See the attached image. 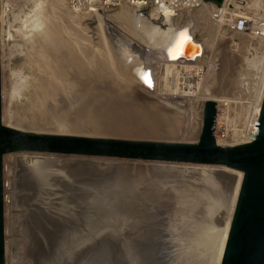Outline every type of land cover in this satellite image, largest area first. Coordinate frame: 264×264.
<instances>
[{
  "label": "rangeland",
  "instance_id": "obj_1",
  "mask_svg": "<svg viewBox=\"0 0 264 264\" xmlns=\"http://www.w3.org/2000/svg\"><path fill=\"white\" fill-rule=\"evenodd\" d=\"M235 4H237L234 5L237 12L246 8L250 13L264 16V0H238ZM37 6H40L39 9ZM127 6L122 5L119 6L120 8L115 7L100 12L78 13L71 8L69 0H1L4 123L18 129L40 133L194 143L200 138L204 106L209 99L218 103L221 114L219 122L226 124L230 129L240 127L252 118L264 95V77L259 78L256 74L259 49L263 45L258 39L227 29L205 10L186 13L180 21L164 16L159 17L158 20L153 18V24L154 21L158 22L157 26H153L150 19L144 18L146 15L151 16L149 10ZM117 8L120 14L117 13ZM121 14L133 15L131 17L136 23H131L130 19L128 25L130 28L125 25L123 28L122 21L126 16ZM186 19L192 21V29L190 22L183 23ZM144 20L149 25L147 31L139 23L144 24ZM161 20L165 24L163 27H159ZM53 24L59 28L62 26V30L57 26L56 29ZM57 31L61 33H59L61 38L78 40L90 51L111 54L112 61L115 60L112 65L115 64L116 75L126 82L132 79L120 75L118 59L130 54L141 58L139 68L142 75L140 79L133 78L134 82L132 81L134 97L145 106L137 113L138 115L144 113L141 120L135 119L132 120L133 122L126 121L117 125L103 124L105 129L101 126V129L98 126L92 128L89 125L60 126L59 121L52 118L49 108L42 111L38 116L40 118L36 115L34 121L21 118L20 114L26 112L28 105L36 97L35 93L39 89L41 77L45 74L44 59L42 60L47 53L45 40H48L51 33ZM128 31L131 34L127 33ZM124 33L127 35L125 36ZM188 34L191 36L194 34L205 48L204 56L200 59L196 70L183 66L180 68L176 63L179 61L170 55L172 49L177 47L175 44L188 43ZM79 37L80 39H77ZM97 38L108 41H99ZM149 40H152L154 45L151 46ZM121 42L122 44H119ZM122 45L127 47L124 48ZM84 54L85 58L93 55ZM127 74L130 78L133 77L129 72ZM100 80L96 81L97 87L109 88L107 79L102 78L101 82ZM135 80L141 84V88ZM130 93L128 92L127 95L131 96ZM92 101L90 102L92 105L85 103V106L96 105V99ZM43 115L47 117L44 118ZM70 119L75 117L72 116ZM4 162L7 183L5 185L6 264H37L44 251H47L44 246L45 240L48 243V239L53 238V246L60 233L64 231L62 226H66L70 229L68 231L72 232V223L76 222L71 214L73 206L81 210H87L90 206L91 196H87V192L84 193L82 187L87 184L86 187L91 189L94 186L102 188L106 181L122 175L142 178L144 183L154 180L168 182V186L164 185L163 189L168 188L169 192L172 193L174 190L178 194L172 212L174 226L172 233L174 254H176L174 262L203 264V254L197 257L194 241L201 238L202 234L205 238V230H210L211 227L207 225L203 230L202 227L195 226L194 230L193 222H206L212 199L219 198L222 192L225 197L227 196L225 199L227 211L223 210L222 215L216 217L214 222L216 226L223 225L229 216L232 200L236 198L234 192L236 196L238 195L243 176L239 171L222 166L36 152L7 154ZM209 224L211 225L212 222ZM196 235L197 238L194 239Z\"/></svg>",
  "mask_w": 264,
  "mask_h": 264
},
{
  "label": "water",
  "instance_id": "obj_2",
  "mask_svg": "<svg viewBox=\"0 0 264 264\" xmlns=\"http://www.w3.org/2000/svg\"><path fill=\"white\" fill-rule=\"evenodd\" d=\"M204 1L217 6H222L224 2ZM188 22L192 29L191 20L183 21ZM190 41L195 48L191 49L187 43H183L176 60L196 62L203 56L204 46L194 34ZM149 42L152 46L153 42ZM1 44L0 0V264H6L7 249L4 159L7 154L17 152L213 165L239 171L243 176L221 264H264V95L258 133L252 135L255 136L253 141L239 145H221L217 142L215 125L218 104L213 99L205 103L201 135L194 143L26 131L6 125L3 120ZM123 176L127 175L110 179L105 185L110 182L116 185ZM127 177L134 187L153 190L148 196L151 198L148 211L154 217L129 218L124 213L103 217L111 206L124 205L123 196L106 195L99 209L103 215L99 220L100 225L92 226H96L94 230L83 228L80 232H69L70 229L62 226L64 231L53 246V238L48 239V243L44 241L47 251L37 264H175L172 212L177 192L163 189L168 182L154 180L144 183L142 178ZM139 195L147 197L144 192ZM94 201L96 198H91L90 204ZM130 226L133 227L131 231Z\"/></svg>",
  "mask_w": 264,
  "mask_h": 264
},
{
  "label": "bare ground",
  "instance_id": "obj_3",
  "mask_svg": "<svg viewBox=\"0 0 264 264\" xmlns=\"http://www.w3.org/2000/svg\"><path fill=\"white\" fill-rule=\"evenodd\" d=\"M235 5H237V4H235ZM39 7H38V9H39ZM120 7H122V6H120ZM125 9H124V11H127ZM137 9H139V8H137ZM143 9H145V8H143ZM146 9L148 10V8H146ZM235 9L236 8H234V10ZM38 12H40V10ZM129 12H131V11H129ZM34 13H35V15H37L36 12H34ZM117 13H118V8H117ZM121 13H123V12H121ZM65 14H67V13H65ZM118 14H120V13H118ZM125 14H126V12H125ZM131 14H133V13H131ZM40 15L42 16L43 14H40ZM122 15L123 14H121V16ZM133 15H131V16H133ZM48 16H50V14H48ZM123 16H126V19L124 18V20L122 21L124 23V24H122L123 28H125V26L128 27V25L130 23L129 22L130 19H131V23H133V22L136 23V21L130 16V14H129V16L128 15H123ZM67 17H68V15H67ZM87 17H88V15H87ZM128 17H129V20H128ZM35 18H37V17H35ZM35 18H33V19H35ZM104 18H105V16H104ZM144 18L150 19L152 22L151 24H153V18L154 17H152L150 15H146V17H144ZM167 19H169V18H167ZM38 20L40 21L41 19H38ZM55 20H54V22H55ZM79 20H80V18H79ZM157 20H158V18H157ZM144 21H145L144 24L142 22H139V23H141L143 28H146V31H147L149 28V25H147L146 20H144ZM41 22H42V20H41ZM45 22L46 21H44V23ZM60 22H61V19H60ZM72 22H73V20H72ZM30 23H31V21H30ZM103 23H105V22H103ZM39 24H41V23H39ZM31 25L32 26L34 25L33 22ZM100 25H101V23H100ZM157 25H158V22L154 21L153 26H157ZM56 26H55V28L57 29L58 26L57 27ZM163 26H165L163 21H162V23L159 22V27H163ZM45 27H47V26L45 25ZM61 27L62 26H60V28L59 27L58 28L61 29ZM70 27H72V26H70ZM100 28H101V26H100ZM128 28H130V27H128ZM59 29H58V31H59ZM166 29H169V28H166ZM52 30H53V27H52ZM58 31L51 33L50 37L49 38L47 37L48 40H45L46 41L45 47L47 48L46 49L47 51L46 50H44V51H46L47 53H45L44 57H42V60L44 59L43 60L44 61L43 69H44L45 74H43V76L41 77L42 80L39 83L40 85L39 86L37 85L39 88L38 91H36V93L33 91L36 94L35 95L36 97L33 95L35 97V98H33L34 99L33 102L30 105H28L29 107L27 110H25L26 112L23 115L20 114L21 118H23L27 121H34L42 113V111L48 110V108H49V110H50L49 112H52L51 113L52 118L56 119V121L58 120L59 121L58 124L60 126L78 127V126H82V125H84V126L89 125L92 128L93 127L94 128L95 127L100 128V126H101V128H104L103 124L107 125V124H111V123L114 124L115 123L117 125V124H121V123H126V121H132V120L134 121L135 119L141 120V118L143 117L142 114H144V113L142 112L141 115H138L137 113L140 110H142V108L145 106L144 105L142 106V104H144V103L139 101L138 98L136 99L134 97L135 91H133V87H132L133 82H134L133 78L140 79L139 77H141V75H142L141 74V68H139L141 58L137 57L136 55L130 54L129 56H127L125 58L122 57V58L118 59V65L120 66V69H118V70H121L120 75L122 74L126 78L132 79L133 82L130 80L131 82L129 81L130 82L129 83L128 80L126 82V81H124L125 79L122 80L116 75L117 69L114 67L115 64L112 65L115 60L112 61L113 57L111 54H108V53H105L102 51H100V52L90 51L89 49H87V47L83 46L84 44L82 45L78 40L72 41L71 39L61 38V36H60L61 33ZM64 32L66 33L67 30ZM64 32L62 35L65 34ZM127 33H130V31H128ZM67 34L69 35V33H67ZM124 35H125V33H124ZM190 36L191 35L188 34L189 41H188L187 45L189 48L193 49V48H195V46L191 43L190 39L192 36L191 37ZM98 38H99V36H98ZM104 38L108 39L107 37H104ZM127 38H128V36H127ZM131 38H133V37H131ZM178 38H179V36H178ZM77 39H80V37ZM81 39H83L82 36H81ZM119 39L121 40V38H119ZM103 40H105V39H103ZM103 40L100 38L99 41H103ZM109 40H110V38H109ZM144 40H145V38H144ZM105 41H108V40H105ZM82 42H83V40H82ZM104 42H102V43L104 44ZM136 42H137V40H136ZM140 42L142 43L141 40H140ZM115 43H116V41H115ZM119 44H122V42ZM105 45H106V42H105ZM152 45H154V44H152ZM122 46L124 47V45H122ZM175 46H177V47H175L174 50L172 49V51L170 52V55L176 59V57L178 56V50L179 51L181 50L182 42L180 44L179 43L175 44ZM103 47H105V46H102V48ZM126 47H124V48H126ZM118 48H120V47H118ZM43 49H45V48H43ZM118 50H120V49H118ZM111 52H112V49H111ZM84 53H86L87 55H89V53H91V55L92 54L93 55L92 56H90V55L86 56L87 58H85V57H83V55H85ZM113 55H114V53H113ZM38 71H39V69H38ZM128 72L130 75L133 76L132 78H130V76H128V74H127ZM41 73H39V74H41ZM102 78L108 80V87L109 88H104V86H100V87L96 86L97 85L96 81H98L100 79L102 80ZM89 79L91 81H89ZM101 80H100V82H101ZM188 80H189V78H188ZM135 82H136V84H139V86L141 88V84L137 83V80H135ZM98 84H100V83H98ZM104 84H105V82H104ZM104 84H102V85H104ZM127 89L129 90L128 92H131L130 93L131 96L127 95L128 94V92L126 91ZM138 89L139 88H137V90ZM97 92H99V93H97ZM82 93H85L86 97H85V95H82ZM139 95H140V93H139ZM92 98L96 99V101H97V103H99V105L97 106V103H96V105H94L93 107L92 106H85V103L86 104L90 103L93 100ZM50 101L51 102L55 101V102L51 103ZM51 104H54V105H51ZM92 104H93V101H92ZM92 104L90 103V105H92ZM261 104H258V108H257L258 112L260 111ZM146 105H147V103H146ZM45 113L46 112H44V114ZM61 113H62V115H61ZM36 115H37V117H36ZM72 116L75 117V119H70V117H72ZM46 117L44 116V118H46ZM38 118H40V117H38ZM120 120H122V121H120ZM116 121H118V122L116 123ZM69 122H71V123H69ZM142 123H144V122H142ZM55 124H57V123H55ZM138 124H140V123H138ZM177 127H179V126H177ZM53 176H54V174H53ZM125 177H127V176H125ZM125 177H122L121 180L118 181L116 185L112 184V182H110V183H107L106 185L102 186V188H97L96 186H94L91 189V188L86 187L87 184L85 185V187H82L83 192L84 193L87 192L86 195L87 196L89 195V197L91 196L90 199L96 198V202L95 201H94V203L92 202L87 210H81L78 208L76 209V207L73 206V210H72L71 214H73L72 218L76 222L72 223V225H73L72 232L74 230L75 231L77 230V232H80V231H82L83 228H86V227H88L89 230H91V229L94 230L96 226L100 225L99 220H101V218L112 217V216H116V215L121 214V213H124V215L129 217V218H131V217H134V218L142 217L145 219V218H151V217L155 216L154 214H150L148 211V210H150L149 204L151 202V198H149L150 197L149 195L153 193V190L152 189H146V188L144 190L138 189L132 185V182L127 180L128 177L127 178H125ZM241 179H242V177H241ZM39 180H38V182H40ZM49 183H48V185H49ZM137 190H139L138 191L139 193H143V192L145 194L147 193V197H145L144 195H142V196L139 195V193H137ZM234 194H235V197L237 198L238 195L236 196V192H234ZM106 195L113 196V197L114 196H123L122 200L124 201V205L111 206L109 208L108 212L106 214H104V216H103L99 209H101L100 206L102 205V202H103ZM97 197H99V198H97ZM218 197L219 198H217V199L215 198L216 200L212 199V201L209 205V206H211V207H209V208H211V210L208 211V218L205 222L206 224L203 222H201V223H197L196 221L193 222L194 230H195V226L200 227V228L202 227L203 230L205 229V226H207V225H209V227H211L210 230H208V229L205 230V232H204L205 238H203V234H202L201 238L199 237L200 239L197 238V235L194 238V239L197 238L194 241L195 242L194 244L196 245L195 248L197 249V251L196 250L195 251L198 253L196 255L198 257V255L202 256V254H203V260H204L203 264H220V262L222 260L223 253H224L228 233H229V228H230V224H231V219H232L234 207L236 204V198H235V200H232L231 207L229 209L230 211L228 213L229 216L227 219H225L226 220L225 223L221 226H216L214 221L217 218H219V216L222 215L223 210L225 211L227 208L226 207V201H225V199H227L226 198L227 196L225 197L224 194L222 192H220ZM78 199H80V198H78ZM146 203H148V204H146ZM121 210L123 212H120ZM196 213H197V211H196ZM71 214L69 215L70 218H71ZM96 221H99V222L96 223ZM210 222H212L211 225L209 224ZM93 223H95V224H93ZM94 225H96V226L92 227ZM129 228H130L129 230L131 231L133 227L130 226ZM199 231H201V230H199ZM206 231H208V232H206ZM136 232H140V230H137ZM195 251H193V252H195ZM194 260H195V258H194Z\"/></svg>",
  "mask_w": 264,
  "mask_h": 264
},
{
  "label": "built area",
  "instance_id": "obj_4",
  "mask_svg": "<svg viewBox=\"0 0 264 264\" xmlns=\"http://www.w3.org/2000/svg\"><path fill=\"white\" fill-rule=\"evenodd\" d=\"M69 2L71 8L78 13L100 12L110 8L128 5L135 8H148L152 17H171L174 21L182 20L186 13L205 10L217 22L224 24L227 29L248 34L263 44L261 49H259V61L256 66V74L259 78L264 77V16L250 13L246 8L240 12L235 11L234 5L238 0H224L222 6H217L214 3L205 2L204 0H69ZM201 58H198L196 62L180 60L176 63L180 68L183 66L184 68L190 67L196 70ZM220 115V109L218 107L215 137L217 142H220L219 144L239 145L254 140L255 136L252 135H257L258 133L259 126L257 125H259L260 111H254L249 121L234 129H230L226 124L220 123Z\"/></svg>",
  "mask_w": 264,
  "mask_h": 264
}]
</instances>
